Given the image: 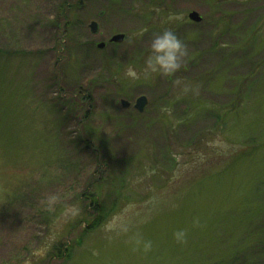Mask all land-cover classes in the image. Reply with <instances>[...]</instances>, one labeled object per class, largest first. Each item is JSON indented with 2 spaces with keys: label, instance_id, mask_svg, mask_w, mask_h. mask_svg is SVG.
Returning a JSON list of instances; mask_svg holds the SVG:
<instances>
[{
  "label": "rangeland",
  "instance_id": "obj_1",
  "mask_svg": "<svg viewBox=\"0 0 264 264\" xmlns=\"http://www.w3.org/2000/svg\"><path fill=\"white\" fill-rule=\"evenodd\" d=\"M146 1L0 0V264H264V0Z\"/></svg>",
  "mask_w": 264,
  "mask_h": 264
},
{
  "label": "clouds",
  "instance_id": "obj_2",
  "mask_svg": "<svg viewBox=\"0 0 264 264\" xmlns=\"http://www.w3.org/2000/svg\"><path fill=\"white\" fill-rule=\"evenodd\" d=\"M184 42L175 35L171 28H164L155 35L149 45V50L145 57L142 72L145 76L159 73L161 75H171L181 68L180 58L185 54ZM128 72L133 77L137 73L131 68ZM58 196L51 194L47 198L49 208H52ZM75 208L66 209V212L75 213Z\"/></svg>",
  "mask_w": 264,
  "mask_h": 264
},
{
  "label": "trees",
  "instance_id": "obj_3",
  "mask_svg": "<svg viewBox=\"0 0 264 264\" xmlns=\"http://www.w3.org/2000/svg\"><path fill=\"white\" fill-rule=\"evenodd\" d=\"M85 101L87 102L89 99H90V96L89 95H86L84 97ZM87 112H85L84 114V118H87ZM85 143H84V146L87 147L88 146V141H86L85 139L83 140ZM250 146L252 147H256V145L252 144V145H248V144H244L243 147L245 149H243L239 154V156H248L250 155L251 153L249 152L250 150ZM248 149V150H247ZM81 197L83 202L85 203L84 205V210L87 212L88 210H91L89 214H87V216H89L90 218L88 219H85V222L87 225V227H85L84 231H88V230H91L95 227H98L100 225V223L102 222V219H104L106 213H105V207L99 203V200L98 198L95 196V193H91V195H88L87 192H84L81 194ZM264 238V237H263ZM262 239V238H261ZM260 239V240H261ZM261 242V241H258V243ZM262 244L260 246H257V245H254V246H257V248H262L261 250L264 251V241L261 242ZM68 250V249H67ZM66 250V251H67ZM235 257V256H233ZM239 259H237L236 261H222L220 264H242L244 263L243 261V257H237ZM235 260V259H234ZM239 261V262H237Z\"/></svg>",
  "mask_w": 264,
  "mask_h": 264
},
{
  "label": "water",
  "instance_id": "obj_4",
  "mask_svg": "<svg viewBox=\"0 0 264 264\" xmlns=\"http://www.w3.org/2000/svg\"><path fill=\"white\" fill-rule=\"evenodd\" d=\"M189 18L192 19V20H194V21H199L200 20V17H198L197 14L194 13V12H191L189 14ZM89 26H90V30L92 32H96V30H97V23H96V21H91L90 24H89ZM123 39H124V35L123 34H116V35H113L111 37L110 41H112V42H115V41L121 42ZM103 46H104V43L103 42L97 44V47L98 48H102ZM146 102H147L146 101V97L142 95V96H139V97H137L135 99V102H134V105L133 106H134V108H136L138 111L141 112L143 110ZM120 103H121V105L123 107H128L129 104H130L129 101L124 100V99H121L120 100Z\"/></svg>",
  "mask_w": 264,
  "mask_h": 264
},
{
  "label": "flooded vegetation",
  "instance_id": "obj_5",
  "mask_svg": "<svg viewBox=\"0 0 264 264\" xmlns=\"http://www.w3.org/2000/svg\"><path fill=\"white\" fill-rule=\"evenodd\" d=\"M147 3H154L155 1L154 0H151V1H146ZM191 23H193V22H191ZM200 22H198V23H193V24H199ZM109 43H111V44H114V42H109ZM98 44V43H97Z\"/></svg>",
  "mask_w": 264,
  "mask_h": 264
}]
</instances>
